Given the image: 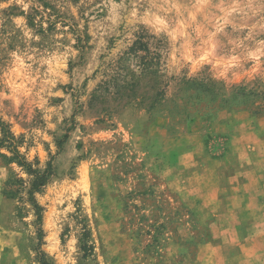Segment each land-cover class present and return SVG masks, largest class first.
<instances>
[{
	"label": "rangeland",
	"instance_id": "obj_1",
	"mask_svg": "<svg viewBox=\"0 0 264 264\" xmlns=\"http://www.w3.org/2000/svg\"><path fill=\"white\" fill-rule=\"evenodd\" d=\"M1 124L0 264H264V0H0Z\"/></svg>",
	"mask_w": 264,
	"mask_h": 264
},
{
	"label": "trees",
	"instance_id": "obj_2",
	"mask_svg": "<svg viewBox=\"0 0 264 264\" xmlns=\"http://www.w3.org/2000/svg\"><path fill=\"white\" fill-rule=\"evenodd\" d=\"M0 129H1V132L4 136V141L0 142V145L4 144V143H7V141L9 140H14L12 134L8 131V130H5L4 126L1 124L0 125ZM11 146H13V144L11 143L10 144ZM14 153L16 154V156L14 157V159H21L20 158V155L18 154V152L16 150H14ZM25 162L21 161L19 162L20 165L22 166H27V164H24ZM47 177H48V174L47 173H44L40 176H38L36 178V180L34 181L33 183V190L31 192V196L33 195L34 192L38 191L42 186L45 185L46 181H47ZM33 205H34V208L36 209V214L38 216V219L40 220L41 219V216H40V208L37 206V204L34 202L33 198L31 199ZM41 264H47L45 262H42Z\"/></svg>",
	"mask_w": 264,
	"mask_h": 264
}]
</instances>
